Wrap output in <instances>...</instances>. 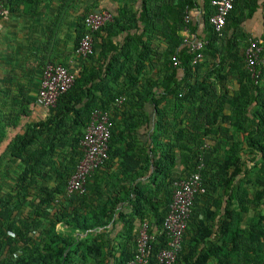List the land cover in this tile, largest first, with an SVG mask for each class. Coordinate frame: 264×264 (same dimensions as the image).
I'll return each mask as SVG.
<instances>
[{"label": "crops", "instance_id": "1", "mask_svg": "<svg viewBox=\"0 0 264 264\" xmlns=\"http://www.w3.org/2000/svg\"><path fill=\"white\" fill-rule=\"evenodd\" d=\"M4 1L9 2V5L6 6V15L0 19V198L10 194L16 195L14 187L17 185L18 176L24 171L21 159L14 158L6 152L9 145L17 136L23 134L29 125L45 120L49 116L50 108L39 106L36 102L46 64H62L77 75L91 65L101 69L99 72L106 70L110 61L118 56V66H122L128 59V66L131 67V74L126 76L123 73L119 79L121 90L127 89L131 96L128 94L121 96L125 98L124 102L119 104L115 101L107 112L117 126L114 137L117 142L114 143L113 151L119 149V152L126 150L133 152L131 161H127L123 169L130 170L129 173L136 180L132 183L129 175L121 174V159L117 157L111 160L107 167H103L98 176H94L91 192L99 190L96 197L100 192H104V195L113 200L123 198L125 190L131 186L150 184L153 167L142 177L137 174L143 173L146 159L147 162L153 163L161 158L162 154L156 148L158 134H161L160 139L171 144L175 143L180 133L184 137V145L190 148L199 149L195 142H202L204 144L201 149L213 148L216 152L207 167L213 175V178L209 176L207 180L211 190L207 189L206 195H199L195 208L199 213L203 211L208 213L206 217L200 215L206 225L212 228V234L204 241L207 242L206 247L208 248L209 243L214 245L220 254L219 260L222 256L232 253V264H255L254 260L258 261V264H264V170L260 182H257L263 157L252 153L246 143L252 123L258 122L253 116L254 111L259 108L257 102L253 103L249 107V113L242 117L241 127L238 129L234 125L236 121L233 111L234 99L241 90L240 72L245 69H233L229 66L230 58L226 55L227 60L218 73V70L212 67L220 64L221 57L212 59L207 56L203 61L205 65L188 78L190 83L206 80L208 84L204 88L207 90L199 86L196 99L184 107V120L174 127L171 123L169 102L145 101L140 97L150 92H154L156 98L161 95L162 90L151 89L148 84V88L144 90L143 85L149 80H159L164 76V53L168 47L160 36L150 38V32L146 34V23L142 20L144 0H41L39 3L36 0ZM250 2L257 4L256 12L251 17H247L234 32L230 30L226 34V40L236 37L242 47H248L249 42L254 39L260 40L264 36V0H244L243 4ZM100 10L112 12L117 19H120L124 10L131 11L132 13L127 16L128 21L137 26L125 30L118 25L115 35L111 37L105 32L102 33V38L97 39L99 48L96 50L95 59H98V62L92 63L81 57L76 50L77 30L81 23L80 19L85 14ZM187 11L190 18L187 36L192 40H205L204 0H196L194 7ZM248 12L246 10L245 14ZM125 18L122 21L123 26L129 23ZM181 35L185 39L184 30ZM139 37H142L143 43H140ZM100 43L107 46L105 50L100 48ZM144 43H147L145 48ZM186 46L184 44V47ZM111 47L116 50L110 52ZM124 52L128 53L129 58ZM245 63L247 64V61ZM138 66H142L139 72L136 71ZM245 66L246 70H249L248 65ZM257 70L260 77L255 80V84L259 87L249 85L247 93L248 98L253 96L262 101L264 100V54L260 57ZM178 76L185 78V71L179 69ZM249 81L251 83L253 78ZM118 89L120 90L119 87ZM162 109L169 111L168 124L167 121H163L164 129L158 131L160 119L158 110ZM207 114H217L218 120L205 125L207 120L212 121L211 117H204ZM122 136L125 139H122ZM232 140L241 144V159L246 163L244 171L249 173L245 172L236 177L234 182H223L224 178H230L232 170L226 176L216 174V169L224 160L226 148ZM181 161V154L178 153V173L184 172V164ZM111 176L116 179L115 183L110 181ZM107 182L109 184L106 185ZM45 183L50 188L56 186L53 179ZM29 202L38 204L39 199L30 198L23 206V210H16L13 215L16 219L19 220L20 217H26L31 213ZM72 208H75V204ZM52 212H55V207ZM116 212L108 226L92 232L93 238L101 237V241H104L103 252L116 255V258L109 257L101 261V264H119L118 258L122 253H131L136 249L134 238L138 235L142 222L134 217L133 231L128 232V225L124 222L126 219L131 220L130 216L133 214V207L128 201L120 203ZM40 220L43 222V227L33 233L36 237L49 226V220ZM236 228L241 232L242 239L239 241L243 242L240 244L235 238ZM189 229L187 241L188 238L192 239L193 235H198L191 226ZM56 230L58 233L67 231L61 223L56 225ZM9 234L14 236L11 232ZM127 236H131L132 239L128 240ZM258 237L260 243L256 255L253 254L252 245ZM242 246L243 249L237 252ZM233 247L236 249L234 250ZM202 249L204 246H201L200 251ZM216 262L215 257L212 264Z\"/></svg>", "mask_w": 264, "mask_h": 264}, {"label": "trees", "instance_id": "2", "mask_svg": "<svg viewBox=\"0 0 264 264\" xmlns=\"http://www.w3.org/2000/svg\"><path fill=\"white\" fill-rule=\"evenodd\" d=\"M36 1L39 3L41 0ZM212 1L204 0L206 27L204 58L197 65H193L194 53L191 52L188 46L184 47V38L181 32L186 27V12L189 8L194 7L196 0H144L142 20L146 23V34L150 32V38L160 36L166 41L168 47L164 53V76L159 80H149L143 85L144 90L148 88L147 84L151 89L158 88L162 90L161 95L156 98L154 92H150L143 94V96L140 95V97L145 101L169 102L172 115L171 123L176 127L184 120L183 114L186 104L196 99L199 86L203 90H207V88H204L208 84L206 80L190 83L188 78L196 74L205 65L203 61L207 56L212 59L221 57L219 67H212L217 69L219 73L223 69L227 55L230 58L229 66L237 70L245 69L240 72L241 90L234 99L233 111L236 117L234 125L238 129L241 127L242 117L249 113V107L253 103L257 102L259 107L253 113L258 122L254 121L252 123L246 143L252 153L263 157L257 179V182H260L262 170H264V100L260 101L253 96L248 98L247 87L249 85L259 87L256 86L254 79L251 83L249 81L252 75L248 69L246 70L245 66L247 65L245 63V52L248 47H242L237 42L236 37L226 40L227 32L230 30L234 32L247 17H251L256 12L257 4L255 2L243 4L244 0H235L234 9L220 35L214 30L210 22L211 17L216 12ZM3 2L6 8L9 2L6 3L4 0ZM246 10L249 11L248 14H245ZM90 13L92 12L85 14L80 19L76 50L87 33L84 19ZM129 13L132 12L124 10L120 19L114 18L112 22L106 24L94 35V53L86 60L92 61V63L98 62V59H95L96 50L99 48L97 39L102 38V33L105 32L108 37H111L115 35L118 25L122 29L125 28V30L136 28L137 24L128 21L127 16ZM124 18L129 23L123 26L122 21ZM139 38L140 43H143L142 37ZM260 40L264 42V36ZM103 41L105 42V38H103ZM250 43L248 44L250 45ZM146 45L147 43H144L143 47L145 48ZM106 47L105 44L100 43L102 50H105ZM109 50L113 52L116 49L111 47ZM124 55L129 58L127 52H124ZM174 57L179 61L178 67L174 66ZM118 58L117 56L111 60L108 67H106L107 69L101 72H99L101 69L94 65L85 67L83 71L76 75L73 86L59 98L56 106L50 108L49 116L45 120L29 125L26 131L17 136L9 145L6 152H9L14 158L21 159L24 171L18 176L17 185L14 187L16 195L10 194L7 197L0 198V264H101L103 260L109 257L116 258V255L103 252L104 241H101V237L93 238L92 232L109 225L117 214L116 210L120 203L128 201L133 207L131 220L126 219L124 222L128 225V232L133 231V218L135 217V219L139 218L142 223L148 222L151 233L158 234L170 210L174 193L173 184L176 180L188 178L194 173H200L207 189L211 190L207 180L209 176L213 178V175L209 172L210 170H207V167L211 164L212 157L216 153L214 152L215 149L206 150L204 147L201 149L204 143L197 142L196 139L195 143L199 149L185 146L184 137L179 133L175 143L171 144L163 141L164 139H160L161 134H158L156 148L161 152V158L153 163L147 162L146 159L143 173L137 174V176L142 177L150 172L151 167H153L150 184L131 186L125 190V196L120 199L112 200L106 194L104 195V192H100L96 197L99 190L91 192L92 180L94 176L99 175L102 167L93 173L89 179L86 193L75 194L72 197L66 195L68 181L83 158L81 141L91 122L93 112L96 110L109 111L110 105L114 104L118 98L123 95H130L127 89L121 90L119 79L123 73L126 76L130 75L131 67L128 66V59L125 60L122 66H118ZM141 65L143 66L144 63ZM142 66H138L136 71L139 72ZM179 69L185 71V78H179ZM197 85L198 87H196ZM201 99L203 98L201 97ZM158 111L160 117L158 120L159 131L164 129L162 126L163 121H167L168 124L167 115H169V111L168 109ZM217 116V114L205 115V118H212V121L207 120L205 125L215 123L218 120ZM111 120L113 126L111 129L109 159L104 167H107L111 160L117 157L120 158L121 174L124 176L129 175L130 180L134 183L136 178L129 173L130 170L123 169L127 165V161H131L133 152L127 150L119 152V149L113 151L114 143L117 142V139H114L117 126L115 120L113 118ZM195 126L201 127L200 125ZM207 132L209 133V131ZM122 139H125L124 136H122ZM240 145L239 142L232 140L226 148L224 160L218 164L216 174L227 176L232 170L230 178H224L223 182H234L236 177L245 174V172L246 174L249 173V171H244L246 163L241 159ZM178 153L181 154V162L184 164V172L181 173L177 171ZM52 168H54L53 171ZM115 175L117 176V174ZM51 179L56 183L53 188L48 187L45 183ZM110 181L115 183L114 176L110 177ZM107 184L109 183L107 182ZM199 197L197 196L195 199L190 222L191 229L198 235H193L192 239L189 240L188 238L187 241L189 226L176 264H212L215 257L217 258L215 264H232V253L222 256L219 260L218 256L220 254L215 246L209 243L208 248L206 247L207 242L204 241L206 237L212 234V228L206 225L205 220L200 216L202 214L206 217L208 213L204 211L199 213L195 210ZM30 198L39 199V203L29 202L31 213L26 217H20L19 220L16 219L13 216L14 212L23 210V206ZM74 204L75 208H72ZM54 207L55 212L53 213L52 209ZM40 219L49 220V226L41 232L40 236L36 237L33 233L43 227V222ZM58 223L66 227V233L57 232L56 225ZM201 231L207 232L201 233ZM10 232L14 236H9ZM235 238L237 243L243 242L239 241L242 239L239 228H236ZM127 239L131 240L132 237L127 236ZM136 240L137 236L134 238L135 247ZM259 243L260 238L258 237L252 245L253 254H258ZM166 245V237L164 235L158 237L157 242L154 243V254L156 255ZM201 246H204V249L200 251ZM236 248L233 247L234 250ZM242 249L243 246L237 249V252ZM134 252L122 253L118 258V263L128 264L133 258ZM257 262L254 260L253 263L258 264ZM250 263H252V260Z\"/></svg>", "mask_w": 264, "mask_h": 264}, {"label": "built area", "instance_id": "3", "mask_svg": "<svg viewBox=\"0 0 264 264\" xmlns=\"http://www.w3.org/2000/svg\"><path fill=\"white\" fill-rule=\"evenodd\" d=\"M235 0H213L212 5L216 12L210 22L214 30L222 34L228 18L234 9ZM3 0H0V19L6 15ZM114 15L108 10H101L88 14L84 19L87 33L81 40L77 49L78 54L88 58L94 53V35L106 24L112 22ZM190 18L186 12L184 29L186 37L184 44L194 53L193 65L200 63L206 46L204 40H192L187 36ZM264 53V42L256 39L251 41L245 56L249 71L254 80H258L260 73L257 70L260 57ZM174 66L178 67L179 61L173 58ZM76 75L62 64L48 63L43 69L41 88L36 102L39 106L53 108L59 98L74 84ZM125 98L120 97L116 103H123ZM111 115L107 111L96 110L92 114L91 122L86 129L81 141L83 158L78 164L75 173L68 181L66 195L84 194L87 184L93 173L104 167L109 159V146L112 129ZM201 168V166H200ZM174 193L170 210L166 215L161 230L151 233L150 224L142 223L136 240V249L133 258L128 264H176L182 250L184 236L190 226L195 199L199 195H206L208 190L200 173H194L188 178L176 180L173 184ZM164 235L167 245L156 255L154 243L157 238Z\"/></svg>", "mask_w": 264, "mask_h": 264}]
</instances>
